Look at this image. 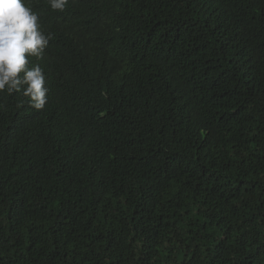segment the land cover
<instances>
[{"label":"trees","instance_id":"trees-1","mask_svg":"<svg viewBox=\"0 0 264 264\" xmlns=\"http://www.w3.org/2000/svg\"><path fill=\"white\" fill-rule=\"evenodd\" d=\"M26 2L49 91L0 92V264H264V0Z\"/></svg>","mask_w":264,"mask_h":264},{"label":"clouds","instance_id":"clouds-1","mask_svg":"<svg viewBox=\"0 0 264 264\" xmlns=\"http://www.w3.org/2000/svg\"><path fill=\"white\" fill-rule=\"evenodd\" d=\"M48 2L53 10L63 11L68 0ZM50 39L26 0H0V92L23 91L32 107H45L49 89L44 71L38 64L29 68L28 57L41 58Z\"/></svg>","mask_w":264,"mask_h":264}]
</instances>
